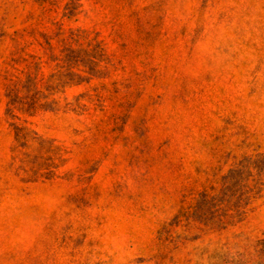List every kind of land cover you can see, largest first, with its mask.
Segmentation results:
<instances>
[{
    "label": "rangeland",
    "instance_id": "rangeland-1",
    "mask_svg": "<svg viewBox=\"0 0 264 264\" xmlns=\"http://www.w3.org/2000/svg\"><path fill=\"white\" fill-rule=\"evenodd\" d=\"M0 264H264V0H0Z\"/></svg>",
    "mask_w": 264,
    "mask_h": 264
}]
</instances>
